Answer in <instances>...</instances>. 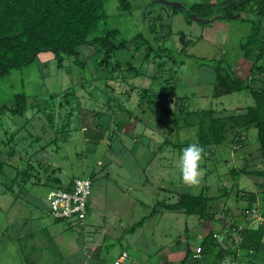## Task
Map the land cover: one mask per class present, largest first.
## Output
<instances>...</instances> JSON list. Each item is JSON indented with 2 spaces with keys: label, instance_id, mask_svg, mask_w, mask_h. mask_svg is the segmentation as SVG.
<instances>
[{
  "label": "rangeland",
  "instance_id": "rangeland-1",
  "mask_svg": "<svg viewBox=\"0 0 264 264\" xmlns=\"http://www.w3.org/2000/svg\"><path fill=\"white\" fill-rule=\"evenodd\" d=\"M203 1L217 0H131L129 12L119 9V0H106L108 18L102 30L119 29V39L130 42L129 48L114 51L110 65L113 69L120 64L115 76L124 78L125 84L119 78L107 82L102 77L96 68L97 57H93L96 48L91 46L80 48L82 64L66 58L60 66L47 52L28 67L0 77V106L9 104L15 94H24L31 102L52 108L55 114L53 125L47 119L50 111L36 106L23 117L8 111L0 118V148L4 152L14 149L13 160L17 161L15 167L13 162L6 164L7 175L0 177V264H32L28 256L36 264H114L124 252L129 256L125 264H179L189 245L195 252L210 229L217 233L222 230L220 220L226 221L227 230L218 240L226 251L240 240L238 234H233L237 242L228 236V227L234 222L241 224V230L264 223V189L259 185L264 179L243 176L235 186L229 174L246 161L250 168L262 164L257 129L247 133L242 148L228 140L213 152L203 153L200 182L189 186L180 178L177 163L181 151L176 145L198 144L195 129L181 128L184 124L179 115L162 112L157 106L170 107L174 113L177 102L187 111H241L254 105L248 90L216 98L212 85V60L223 61V67L245 81L254 78L253 61L240 51L241 41L252 29L251 22L216 19L213 23H188L185 13L192 4ZM177 3L184 4V11L174 13L172 4ZM249 15L252 22L263 19ZM181 33L195 43L188 49L191 56L180 55ZM138 35L139 40L134 41ZM164 44L172 59L154 58V53L145 59L149 45ZM180 60L184 66L177 68L175 61ZM129 69L132 71L127 77ZM108 84L122 93L112 101L113 108L107 103L108 93H112L105 88ZM172 88L175 96L166 97ZM69 93L76 96L75 100L61 109L59 105ZM160 94L164 96L158 97ZM71 111V127L63 132V121ZM120 123L124 127L117 134ZM6 130L15 133L13 141H9ZM35 161H42L41 166ZM30 162L35 166L32 179L24 186L23 178L18 184L13 182L18 173L23 177ZM54 169L58 170L54 176L64 184L76 178L92 179L88 215L82 225L75 219L56 221L51 215L48 197L52 189L45 182ZM206 186L213 198L214 223L166 210L151 218L158 202L175 203L179 191L198 195ZM238 188L257 194V211L248 212L247 217L243 216L247 201L237 197ZM144 219L142 227L127 234ZM33 248L42 252L34 255ZM233 259L226 255L228 262ZM256 262L264 264L260 259Z\"/></svg>",
  "mask_w": 264,
  "mask_h": 264
},
{
  "label": "trees",
  "instance_id": "trees-1",
  "mask_svg": "<svg viewBox=\"0 0 264 264\" xmlns=\"http://www.w3.org/2000/svg\"><path fill=\"white\" fill-rule=\"evenodd\" d=\"M105 4L106 0H0V77L9 75L13 70H21L28 67L33 61L39 59L41 54L47 52L54 55L60 66L63 65L66 58L74 59L75 63L82 64V52H80V48L82 46H91L96 48L93 57H97L98 62L96 63V68L101 72L102 77L107 82L118 80L119 77L115 76V72L120 64L116 63L113 69L110 68L113 53L116 49L129 48L130 42L119 39L121 34L119 29H108L104 27L102 30L103 24L108 18ZM172 7L174 8V13L182 12L185 8L184 4L181 3L172 4ZM119 9L128 12L131 11V0H119ZM249 14H255L263 18V21L264 0H217L216 3L203 1L192 4L185 13V16L188 23L196 21L193 17L206 21L210 20L209 22L200 24L213 23L216 19H234L247 23L251 22L252 29L249 35L241 41L240 51L245 59L253 61L251 73L254 75V78L251 81L247 79L245 81L230 68L223 67V61L212 60L215 63V66H213L214 80L212 85L213 96L216 98L248 90L253 97L254 105L246 107V109L241 111L228 112L214 109L187 111L183 106L179 107L177 102L178 110L175 108L173 113L170 107L165 108L162 104H157L162 112L172 113L175 117L179 115L180 121L184 124L181 128L195 129L198 145L203 148V153L213 152L218 146L225 144L228 140L234 146L242 148L243 142L247 138V133L252 128L257 129L262 164L259 168H250L246 161L241 167L232 169L229 174L233 177L235 186L238 185L240 178L243 176L264 179V25L262 21L259 23L252 22ZM100 32L101 34H99ZM180 35L183 41L180 55L191 56L188 53V49L190 46L195 45V43L188 40L184 33ZM139 38L140 36L138 35L133 40L137 41ZM164 40H168L167 36ZM138 48L140 50V46ZM148 49L149 52L145 56L146 60L152 57V53H154V58H173L168 53L170 50L165 44L159 47L149 45ZM33 57L34 60H32ZM184 63L183 60L175 61L177 68L183 67ZM130 70L132 71V69L127 70V77L131 74ZM120 81L124 83V78H121ZM105 88L107 91L108 89L112 90V93H108L109 101L107 103H110V108H113L112 101L116 102V97L121 96L122 93H116L114 87L109 84ZM130 89L126 90L128 96L131 93L130 91H132ZM172 90L166 97L175 96L174 88ZM146 93L147 95L149 94L148 90ZM150 95L154 94L150 93ZM161 96L164 95H158V97ZM75 97L73 93L67 94L59 107L63 109L66 106H71ZM54 98L55 96H52V100ZM186 99L187 97L182 98L183 101ZM35 106L42 111H50L47 114V119L53 125L55 118L54 110L43 107L42 104L37 102H31L24 94H15L9 104L0 106V118L8 111L13 116L23 117L30 107ZM53 106L55 107L54 102ZM124 109V105H121L120 110L123 112ZM72 119L73 112L71 111L66 117V121H63V132H66L71 127ZM118 127L117 134L122 131L124 126L120 123ZM5 133L9 141H13L15 133L12 132L9 134V130H6ZM6 144L4 142V145ZM186 145V143H180L176 146L180 147L181 151ZM15 152L14 149H9L7 152H4L0 148V177H6L7 175L4 171L6 164L13 162L14 167L16 166L17 161L13 160ZM35 162L40 165L42 161ZM27 164L29 167L22 172L23 177L19 176L20 173H18L16 177H13L15 179L13 182L18 184L17 180L23 178L25 183L23 182L21 185L24 186L32 179V170L35 169V166L32 162ZM49 165L51 164L49 163L47 165L46 171L49 169ZM58 170L54 169L46 176L45 186L51 189H70L74 179L64 184L59 177L54 176V173ZM259 185L264 189V182ZM7 188L8 190L10 189L9 187ZM206 189H208L207 186L198 195L181 190L178 192L177 202H158L154 206L151 218L159 215L160 211L166 210L170 212H181L188 216H197L201 221L205 220L214 223L216 213L213 212V207L210 204L213 198L208 196ZM237 197L247 201V207L243 210V216L247 217L248 212L257 211L255 205L257 194L255 192H248L238 188ZM54 219L56 221L63 220ZM145 221L146 219L136 223L127 231V234H134L138 228L144 225ZM219 223H222V230L219 233L210 229L200 239L199 246L202 250L200 258H194V252L189 245L185 258L179 264H258L256 260L260 259L264 261V223L258 228L241 230V224L234 222L232 226L228 227V236L237 242L233 238V234H238L240 240L237 246L229 251L220 247L218 240L223 230H227L225 228L226 221L223 222V220H220ZM226 255H231L234 259L228 262ZM240 256L249 259L248 261H244L240 259Z\"/></svg>",
  "mask_w": 264,
  "mask_h": 264
},
{
  "label": "built area",
  "instance_id": "built-area-1",
  "mask_svg": "<svg viewBox=\"0 0 264 264\" xmlns=\"http://www.w3.org/2000/svg\"><path fill=\"white\" fill-rule=\"evenodd\" d=\"M92 195V179L76 178L70 189H52L49 194L50 212L56 219H75L81 225L85 223L88 215V204ZM201 247L194 252V258H200ZM129 258L124 252L114 264H125Z\"/></svg>",
  "mask_w": 264,
  "mask_h": 264
},
{
  "label": "clouds",
  "instance_id": "clouds-1",
  "mask_svg": "<svg viewBox=\"0 0 264 264\" xmlns=\"http://www.w3.org/2000/svg\"><path fill=\"white\" fill-rule=\"evenodd\" d=\"M203 148L196 143H189L181 149L177 167L180 178L185 185H196L200 182L203 169Z\"/></svg>",
  "mask_w": 264,
  "mask_h": 264
},
{
  "label": "crops",
  "instance_id": "crops-1",
  "mask_svg": "<svg viewBox=\"0 0 264 264\" xmlns=\"http://www.w3.org/2000/svg\"><path fill=\"white\" fill-rule=\"evenodd\" d=\"M26 224H28V223H26ZM28 236H31L32 238H35V235L32 234V233H29ZM33 243H35V241ZM34 245H38V244L35 243ZM41 252L42 251L41 250H38V248L37 249L33 248L31 253H33L35 255V254H39ZM28 257L32 260V262H31L32 264H36L35 263L36 262L35 260H33L30 256H28Z\"/></svg>",
  "mask_w": 264,
  "mask_h": 264
},
{
  "label": "water",
  "instance_id": "water-1",
  "mask_svg": "<svg viewBox=\"0 0 264 264\" xmlns=\"http://www.w3.org/2000/svg\"><path fill=\"white\" fill-rule=\"evenodd\" d=\"M180 7V6H179ZM194 18V20H196V22H199V23H205V22H209L210 20H204V19H198V18H196V17H193ZM32 60H34V57L32 58Z\"/></svg>",
  "mask_w": 264,
  "mask_h": 264
}]
</instances>
